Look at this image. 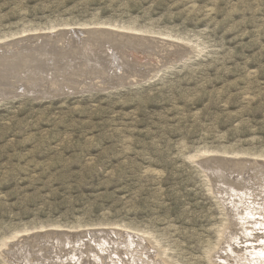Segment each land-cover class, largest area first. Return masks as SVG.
Returning <instances> with one entry per match:
<instances>
[{
  "label": "rangeland",
  "instance_id": "obj_1",
  "mask_svg": "<svg viewBox=\"0 0 264 264\" xmlns=\"http://www.w3.org/2000/svg\"><path fill=\"white\" fill-rule=\"evenodd\" d=\"M96 22L169 33L188 53L135 84L0 101V245L118 228L148 239L131 264H264V166L205 162L264 160V0H0V42ZM50 236L1 245L0 264L112 254Z\"/></svg>",
  "mask_w": 264,
  "mask_h": 264
},
{
  "label": "bare ground",
  "instance_id": "obj_2",
  "mask_svg": "<svg viewBox=\"0 0 264 264\" xmlns=\"http://www.w3.org/2000/svg\"><path fill=\"white\" fill-rule=\"evenodd\" d=\"M81 24L75 27H64L60 31L58 29L61 28H58V31L55 29V31L46 34L44 32L42 34L25 35V33L22 36L20 35L21 37L10 40L7 38V40L5 39L6 41L0 42V101L21 95H32L36 99H45L63 94L80 93L86 90H107L126 84H135L150 78L153 72L152 69L156 70L162 65L177 60L180 61L188 53V48L185 44L178 40L168 39V37L172 38L169 33L155 32L147 28H137L131 24L125 25L113 22H96L93 26H89L86 23ZM156 33L158 34L156 35ZM160 35L162 36L160 37ZM101 48H103L102 51ZM82 50L87 55L83 54V58H80L79 55V58L74 57V53H80ZM95 52L103 54L100 60H94L89 57ZM207 151L209 150L202 152L206 154ZM199 154L194 156H199ZM208 161H213L211 163L217 161L219 165H235L241 170L246 166L249 167L248 172H251L252 169L258 170V164L256 163L264 166V160L250 159V157L249 159L238 157L228 159L224 156H212L206 157L205 162L207 163ZM253 161L256 163H253ZM57 229L44 232L42 230L38 234L37 232L35 234L15 232L9 237L11 238L9 242L3 241L1 245L9 247L7 251L10 253H22L27 251V246H30L33 240L39 239V234L50 233L52 235L50 238L54 239V241H61V238L67 240L70 235L75 238L74 240L69 239L71 242L86 241V248L93 247L101 250L105 247L102 245L110 248L106 252L112 253L111 255L100 256L104 262H102L103 264H131L133 262L131 253L145 252V249L149 248L144 245L145 242H148V239L136 232L125 229H88L87 233L85 231H60L61 228L60 230ZM56 233L58 235L55 237L54 234ZM101 235L108 239L106 244L95 241L96 239H103V237H98ZM35 249H37V245ZM31 251L33 253L35 250L32 249ZM263 253V251L260 252L258 257L263 259ZM241 255L243 254L239 252L238 256ZM93 261L95 260L93 259ZM217 262L223 263V260L221 259ZM85 263L88 262L86 261ZM154 263L159 264L157 261Z\"/></svg>",
  "mask_w": 264,
  "mask_h": 264
}]
</instances>
